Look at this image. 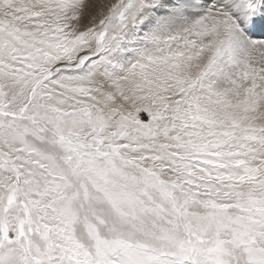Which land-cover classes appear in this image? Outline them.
I'll list each match as a JSON object with an SVG mask.
<instances>
[{
  "label": "snow or ice",
  "instance_id": "6c2138e0",
  "mask_svg": "<svg viewBox=\"0 0 264 264\" xmlns=\"http://www.w3.org/2000/svg\"><path fill=\"white\" fill-rule=\"evenodd\" d=\"M0 264H264V0H0Z\"/></svg>",
  "mask_w": 264,
  "mask_h": 264
}]
</instances>
